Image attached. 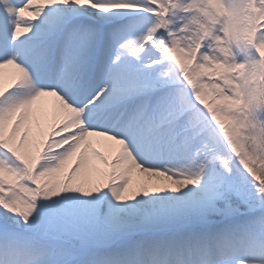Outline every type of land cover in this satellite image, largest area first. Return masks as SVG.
Returning <instances> with one entry per match:
<instances>
[{
	"label": "snow or ice",
	"instance_id": "obj_1",
	"mask_svg": "<svg viewBox=\"0 0 264 264\" xmlns=\"http://www.w3.org/2000/svg\"><path fill=\"white\" fill-rule=\"evenodd\" d=\"M0 264H264V0H0Z\"/></svg>",
	"mask_w": 264,
	"mask_h": 264
},
{
	"label": "bare ground",
	"instance_id": "obj_2",
	"mask_svg": "<svg viewBox=\"0 0 264 264\" xmlns=\"http://www.w3.org/2000/svg\"><path fill=\"white\" fill-rule=\"evenodd\" d=\"M5 71H8V70H5Z\"/></svg>",
	"mask_w": 264,
	"mask_h": 264
}]
</instances>
